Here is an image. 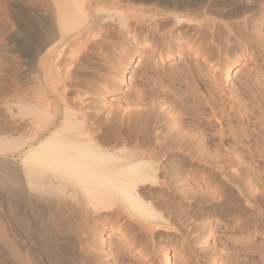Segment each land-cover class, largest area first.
Returning <instances> with one entry per match:
<instances>
[{"label":"bare ground","instance_id":"6f19581e","mask_svg":"<svg viewBox=\"0 0 264 264\" xmlns=\"http://www.w3.org/2000/svg\"><path fill=\"white\" fill-rule=\"evenodd\" d=\"M205 2L0 0V48L7 54L0 64V208L10 223L8 232L0 230L2 264L5 258L6 264H107L118 255L138 260L146 246L140 264H177L176 253L183 264L194 256L195 264H204L213 232L202 228L210 216L243 219L238 233L264 220L249 184L231 171L254 156L264 158V141L254 149L241 144L244 156L233 148L225 149L230 157L220 156L224 140L241 143L251 135L244 123L238 128L243 137L230 127L243 95L239 90L227 98L224 80L242 58L261 66L264 76V0ZM140 44L160 63L177 59L181 65L169 66L168 77H184L186 89L179 94L160 79L151 92L135 86L124 107L96 104L100 99L92 97L103 92L99 78L88 83L85 77L102 69L103 75H93L112 74L116 81ZM150 68L154 74L166 70L156 63ZM204 68L210 69L208 80ZM250 77L243 79L249 89L256 85ZM196 78L204 81V94ZM83 80L87 91L75 87ZM158 88L172 100L146 97ZM227 108L223 128L217 113ZM212 133L217 144L208 141ZM203 175L216 185L210 198L190 185ZM106 229L118 232L119 243L109 241V252L96 243ZM7 237L8 250L2 242ZM214 256L212 264H233Z\"/></svg>","mask_w":264,"mask_h":264},{"label":"rangeland","instance_id":"374dc122","mask_svg":"<svg viewBox=\"0 0 264 264\" xmlns=\"http://www.w3.org/2000/svg\"><path fill=\"white\" fill-rule=\"evenodd\" d=\"M212 1H214V0H206L207 3H210ZM261 14L263 15L264 12L262 11ZM233 21L235 22L236 20H233ZM259 32L261 34L260 35L261 36L260 41L262 42V45H264V24L262 25V27L259 30ZM5 55H7V54L3 51V49L0 48V64L3 62V58L5 57ZM152 55H153V53H151L150 49L148 47L144 46V45H141L138 48H134L133 52H132V54H131V56L129 58L130 60L128 59V61L126 62L127 64H124V66H123V68L121 70L122 75L120 76L119 74H117L116 77L118 79H116V81H114V82H113V80L109 79V77L110 78L113 77L112 74H110L111 76H107V78L105 76H102L103 78L99 76V75H103L105 73V71L102 70V69H100L99 72H96V73L94 71L90 72L89 73L90 76L88 75L87 77L88 78L91 77V80L89 78V81H88L87 77H85L87 82L88 83H91V81L95 82L94 78L95 77H96L95 79L99 78L98 79L99 80V84H100V86H101V88L103 90V92L100 93V95L98 94L99 97L97 95L91 94V97H92V95H94L92 97L93 99H95L96 97H97L98 100L100 99L99 101L95 99L96 100L95 102L98 101L96 104H98L100 106H104L106 108L115 107L117 105L118 106L120 105V107H122V106L124 107L126 105L125 103L130 104L131 99L134 98V90H135L134 87L135 86L138 85V88H139V87L145 85V86H143V90L148 92V91L152 90L153 84L156 83V81H158V80L160 81V79H162V82H160L161 84L164 82L163 84L165 85V87H168V88H169V86L170 87L173 86L172 88H169V89H171V90L173 89L174 91L177 90L175 92H177L179 94H180L181 91L185 90L187 86H185L186 84L183 83L184 80H181L184 77H181V78H178L176 76H173V77L169 76L168 77V75H170L168 73H171V71L167 72V69H170L169 66L175 65L179 61L176 59V60H170V61H165V62L160 63V61L156 60V58H152ZM146 57H151V58L150 59H148V58L146 59ZM153 59H155V61ZM190 59H191V63H192V61L194 60V57L191 56ZM148 60L150 62L149 63L150 65H149L148 69H146V72H143V69H144L143 67H145V65L147 63L146 61H148ZM155 63L158 66H163L166 69L165 71L164 70L162 71L165 75L162 76L163 73L161 72V70H160V74H154V73H157V71L155 72L153 70V68H150V67L153 64H155ZM178 64L181 65V63H178ZM192 64L194 65V63H192ZM250 64H251L250 59L242 58L240 63H237V64L233 65L231 67L230 74L228 75V78L226 80H224V82H225L224 86H226L225 88H226V90H228V93H229L227 95V98H231V97L236 96V95H234V91L236 92L235 94H237V92L239 90L242 92V95H243V97H242L243 98V103L242 104L239 103L238 101L234 100L235 101V106H236V107L235 106L234 107L236 109L234 108L233 112H235L234 115H236V114L237 115H236L235 118H233L232 116H230L231 118L228 117L231 120L233 119L231 121V125L229 124L230 127L231 126L232 127L233 126L236 127L237 128L236 131L238 130L237 131V137H241L242 136L241 129H238V128L241 125H243V123H244L243 127L245 126L246 130L247 129L249 131L251 130L250 131L251 135H250V137H247V138H244L242 136L244 140L242 139V142L240 141L241 143L238 142V139H240V138L235 139L236 140L235 142H234V140L228 139V138L226 140H224L225 143H223V145H224L223 147H225V148H223V150L220 152V156L228 155L227 157H230L229 152L225 151V149H227V148H229V150H231L233 148L232 150L236 151L235 153L238 154L237 152L240 153L241 150H242L241 149L242 145H243V147L250 146V147H252V149H254L255 147H258V146H256V143H257V145L260 146L263 143L262 141H264L263 140L264 139V127H263L264 126V118H263L264 117V76L261 75L262 72H261V70L258 69V68L261 69V66L260 67L259 66L257 67V65H252L251 66ZM254 66H255V68L256 67L257 68L255 69ZM180 68H181V66H180ZM248 69H250V70L246 71ZM209 70H208V68L202 69L203 73H205L206 78L210 77ZM259 71L261 73H259ZM93 73L99 74V75L95 76V75H93ZM119 73H120V71H119ZM248 73H249V75H251L250 78H252V80L255 78L254 79L255 81L254 80L253 81L255 82L254 84H256V85L252 84L250 89L248 87L249 86L248 84H246L244 86L245 83H243L245 81L243 79H245V75L248 74ZM91 75L94 76V77H92ZM157 75L158 76L160 75L159 79H158ZM174 75H176V74H174ZM155 76L157 77V79H156ZM147 77H148V79H147ZM151 77H154V79H156L155 82H154L153 78H151ZM258 77H261V78H259L260 80L258 79ZM169 78L170 79L172 78V80H170ZM177 78H178L179 81L177 80ZM206 78H204V79L206 80ZM108 79H109V82H108ZM86 80H83L82 82L75 81L76 82V86L75 87H79L80 86L84 91H87V89H88L87 86L88 85H87V82H85ZM98 80H96V82H98ZM146 80H147V82H146ZM207 80H208V78H207ZM196 81H197L196 89L197 90L201 89V91L199 90V92L201 94H204V92H203L204 90L202 88L203 84H204V81L201 80V78L200 79L196 78ZM257 81H259V82H257ZM260 81H261V83H260ZM158 82H157V84H160ZM163 84H162V86L164 87ZM197 84H198V88H197ZM114 85H116V86H114ZM183 85L185 86V88H184ZM253 86L256 87V88H254ZM105 87H106V89H104ZM84 88H86V89H84ZM115 88H116V90H115ZM141 89H142V87H141ZM109 90H111V91H109ZM178 90H180V91H178ZM160 91L161 90L158 88L157 91H156L157 95H154V96H152L150 98V97H148V96H150L148 94L146 97L149 98V99H154L156 102H161V103L167 102L166 101L167 97H168L169 100H172V98H170L171 97L170 95H167V97L165 98L166 95H164L163 92H160ZM230 92H231V95H230ZM245 92H247V93H245ZM164 99H165V101H164ZM107 106H109V107H107ZM165 106L163 107L164 109H166ZM239 106H240V109L242 108L241 109L242 113H241V111L239 109L237 110V107H239ZM243 107H244V112H243ZM249 110L252 111V112L250 113ZM260 110H263V111H260ZM207 111H203L204 115H206L208 117L211 116L210 118L214 120V117L210 114L209 111L208 112ZM223 111H224L223 113H217V115H218V118H220L223 115L221 117L222 119L221 118L220 119L222 120L221 122L224 123L223 124V128H226L225 127L226 126L225 114H227V115L230 114V109L227 108V109H225ZM236 111H239V113L236 112ZM246 111H247V113H246ZM260 114H261V116H259ZM1 117L3 118V116H1ZM241 118L243 119V121L240 120ZM198 123L200 124V126L202 125L201 127H204V125H203L204 123L201 121V119H198L197 124ZM214 126H216L215 130L219 129L218 123H217V125L215 124ZM207 133H209V131ZM214 134L215 133L211 134L212 137H209L208 139H210V140H208V141L212 140L213 143L217 144L218 138H216L217 136L215 137L216 134L215 135ZM239 144L240 145L242 144V145L240 146ZM219 145H221V144H219ZM208 146L211 147V149H210V147L208 148V153L213 154L214 148L211 145H208ZM240 155L244 156L243 152H241ZM251 160H252V162H251ZM263 161H264V158H258L256 156H254V158H251L249 161L247 160V163L245 165H241V166L238 167L237 164H234L233 167L231 168V171H238L239 177L249 184V186H250V188L252 190L253 200L256 199L258 201V202L257 201L256 202L261 205V209L264 212V162ZM14 165H16V163H13V162L9 163V166H14ZM202 177L203 178H201V177L194 178L193 181L195 183L196 182H198V183L195 184L194 182H191L190 185L192 187H196V189H200L201 191H204L205 193L208 192L207 197L210 198V197H212V194L210 192L213 191V189L215 190V188H216L215 186L216 185H214L215 183L208 176H204L203 175ZM0 192H1V190H0ZM253 192H254V194H253ZM1 193H0V196L1 195L3 196V194H1ZM213 197L214 198L220 197V194H218V193L214 194ZM0 213H1V215H0L1 219L3 221L4 220L6 221V222L4 221L5 222V224H4L5 227L0 224L1 225L0 226V230H4V232H8V230L10 228L9 217H7L8 216L7 213L2 211L1 208H0ZM5 214L7 215L6 217H5ZM2 216H4V217L2 218ZM5 218H8V219H5ZM1 219H0V223H2ZM237 224H239L240 226L243 225V219H239V220L233 219L231 221H223L221 219H218L216 216H214V217L210 216V218L207 220V222L205 224H203L204 228H202V229H204L205 232L212 231L213 232V236H212L213 239L208 241V243H207L208 247L205 249L206 250L205 252L207 253V255H205V258L207 259V257H208V260H206L204 258V262L202 261V263H204V264H207V263L208 264H212L211 263L212 260L216 258V256H214V254L216 252H218L222 256L220 258V261H223V260L224 261H227V260L229 261V260H231V262H232V260H234L233 264H235V263L236 264H264V247H263L264 246V233L263 234L260 233V232H264V220L256 226L257 228H255V229L253 228L252 230L244 229V231L242 233L241 232L240 233L235 232V227H236ZM99 225H100V222H97L94 228L96 229V227H98ZM115 236H118V232L117 231L109 232L106 229V230H104V232L102 234V239H100L98 237L96 239V243L100 244V246H101L103 251L109 252V251H111L109 246H108L110 244L109 241L112 242V243H116V244L119 243V241L115 238ZM128 236H130V235H128ZM91 238L92 237H90V239ZM108 238H109V240H108ZM8 239L9 238L7 237L5 239V241L3 240L2 242L6 243V241H9ZM105 239H107L106 243L103 241ZM235 241H240L242 243H239V242L235 243ZM6 244L7 245H5V247L8 250V248H9L8 243H6ZM243 245H245V246L252 245V250L251 249L250 250L247 249V251H243L242 250L244 248ZM7 246H8V248H7ZM143 246H146V244H143ZM144 248H145V250L142 251L141 256L139 257L140 259H138V260H136L137 256L136 257H128V256L127 257H121V256L118 255L115 258L109 257L107 259V261H108L107 264H136L135 262H138L140 264V262H142V261L145 262L146 259H144V256L146 255V253L148 254V251L150 250V248L147 247V246L144 247ZM253 248H255L256 250L253 251ZM203 252H204V250H203ZM134 253H136V252H134ZM142 255H144L143 258H142ZM175 257H176L175 258L176 260L178 259L176 261L177 264H183L181 256L178 253H176ZM0 258H1V255H0ZM191 259L192 260L190 261V264H195V262H196L195 256L192 257ZM4 260L6 262L4 261L5 263L3 262V264H6L8 258L7 259L5 258ZM1 262H2V259H0V264H2Z\"/></svg>","mask_w":264,"mask_h":264}]
</instances>
